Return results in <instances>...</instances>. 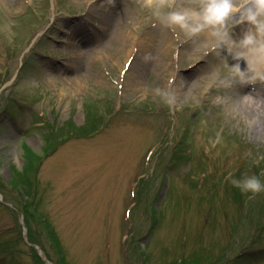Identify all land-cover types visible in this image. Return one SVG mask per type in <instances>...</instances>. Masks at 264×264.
I'll return each mask as SVG.
<instances>
[{
  "label": "rangeland",
  "instance_id": "rangeland-1",
  "mask_svg": "<svg viewBox=\"0 0 264 264\" xmlns=\"http://www.w3.org/2000/svg\"><path fill=\"white\" fill-rule=\"evenodd\" d=\"M215 45L137 0H0V264H264V192L228 179L264 182V83L210 87Z\"/></svg>",
  "mask_w": 264,
  "mask_h": 264
},
{
  "label": "clouds",
  "instance_id": "clouds-1",
  "mask_svg": "<svg viewBox=\"0 0 264 264\" xmlns=\"http://www.w3.org/2000/svg\"><path fill=\"white\" fill-rule=\"evenodd\" d=\"M137 2L141 7L149 10L162 25L179 28L189 37H198L207 32L216 40L215 49L226 48L228 55L236 63L229 66L225 59L228 74L220 76L217 73V79L210 87L227 88L236 82L264 83V0H243L240 4L237 0H186L184 5H177L176 0H137ZM236 14L243 17L241 22L247 21L250 26L239 42L232 39L227 23ZM150 58V55L145 56L146 61ZM241 60L247 63L244 69L241 67ZM154 91L169 107L177 105V92L171 85L163 89L156 88ZM215 142L219 143V134ZM228 179L243 193H251L254 196L264 192V182L256 175H246L241 178L230 175Z\"/></svg>",
  "mask_w": 264,
  "mask_h": 264
},
{
  "label": "bare ground",
  "instance_id": "bare-ground-1",
  "mask_svg": "<svg viewBox=\"0 0 264 264\" xmlns=\"http://www.w3.org/2000/svg\"><path fill=\"white\" fill-rule=\"evenodd\" d=\"M242 38H243V34L238 36V40ZM129 55L131 56V54ZM129 55H128V59L130 58ZM255 95L257 94L254 93L253 95V93L250 92L249 95H243L241 98L244 100L243 107L245 108L246 112L251 113V115H254V117H256V119L258 120L257 122L260 123L259 126L262 127L264 125V119L262 118L264 116V112H263L264 109L262 108L264 107V99H260L259 95L254 97Z\"/></svg>",
  "mask_w": 264,
  "mask_h": 264
},
{
  "label": "trees",
  "instance_id": "trees-1",
  "mask_svg": "<svg viewBox=\"0 0 264 264\" xmlns=\"http://www.w3.org/2000/svg\"><path fill=\"white\" fill-rule=\"evenodd\" d=\"M71 131V130H70ZM79 134V135H81L80 134V132L79 131H75V132H73V131H71L69 134H70V138H72V137H74V134ZM58 134H61V133H58ZM62 135V134H61ZM78 135V136H79ZM176 156H182V154L181 155H176ZM178 159H181V157H179ZM26 170H28V169H26ZM30 170H34V169H30ZM22 173L20 172V175H21ZM22 176H23V174H22ZM22 178V177H21ZM18 179H20V178H15V176L13 177V179H12V181L15 183V180H18ZM26 179V180H25ZM21 181V183H19L18 184V181H17V183H16V185L18 184V185H25V189L27 190V191H30V189H28L29 187H31L32 188V185L34 184V179H31V176L29 175V177L27 178L26 176L24 177L23 176V180H20ZM241 255H239L238 256V258L240 257ZM36 259H37V256H36ZM37 262H38V260H37ZM232 264H236V261H234V263H232Z\"/></svg>",
  "mask_w": 264,
  "mask_h": 264
}]
</instances>
